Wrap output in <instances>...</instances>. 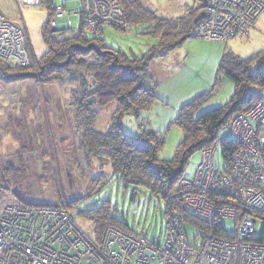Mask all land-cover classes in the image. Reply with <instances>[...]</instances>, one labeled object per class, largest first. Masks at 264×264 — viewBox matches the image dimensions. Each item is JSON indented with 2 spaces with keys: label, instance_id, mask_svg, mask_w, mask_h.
Listing matches in <instances>:
<instances>
[{
  "label": "trees",
  "instance_id": "trees-1",
  "mask_svg": "<svg viewBox=\"0 0 264 264\" xmlns=\"http://www.w3.org/2000/svg\"><path fill=\"white\" fill-rule=\"evenodd\" d=\"M208 1L198 0L196 5L186 7V12L180 16L169 17L157 14L142 0H118L127 29L140 26L141 33L155 39L140 54L129 55L108 46L102 36L86 32L82 13L79 14V27L75 33L57 37L55 34L61 29L54 30L49 25L56 7L52 6L51 0H40L39 3L47 9V17L40 27L46 45L45 52L38 59H31L29 64L22 66L0 60V80L3 83H14L37 76L43 85L51 80H59L60 83L68 80L71 83V96L67 103V116L76 156L81 155L84 159L101 157L104 162H108L111 172L106 181H101L100 186L72 203L60 195L59 200H37L31 198L29 188L22 187L23 176L16 174L17 167L9 159L0 164L2 178L10 176L8 182L0 181V187L12 185L14 195L26 205L68 210L74 207L79 217L92 221V232L96 239L102 236L108 226H112L123 232L143 234L148 240L157 243L164 236L169 219L177 216L182 218L179 227L185 234L189 226L196 230L194 236L201 235L202 230H210L220 237H228L222 218L214 217L210 223L206 222L185 205L184 198L187 195L204 196L215 205H232L238 213L246 210L241 201L203 188H185L182 180H189L193 173L190 177L184 176V168L195 152H200L201 157L204 149H212L213 166L231 177L232 157L239 143L230 132L228 123L234 115L246 114L260 98V89L264 87V49L241 57L224 47L215 83L219 76L230 80L232 95L224 104L206 109L198 115V107L208 97L206 93L195 95L179 107L174 122L182 129L183 135L172 157H159L164 136L159 130L153 129L146 118H135L137 131L134 133L125 132L121 125L125 114L132 112L136 116L154 105L157 99L156 82L149 73L150 61L179 47L186 39L197 36L195 29L198 22L210 15ZM262 13L264 11L252 21L247 33ZM21 91L22 97L24 92ZM20 96L16 99L19 105ZM111 102H115V109L105 128L98 129L94 108L96 105L107 106ZM56 104L58 110L63 112L62 102L58 100ZM25 115L22 114V118ZM20 121L16 120L17 126ZM223 130H226V135L221 134ZM216 153H219L220 159L216 158ZM113 183H121L125 189L130 188V199L137 197L139 192H144L149 201L152 197L156 198L157 204L154 206L161 207V218L165 219L163 231L159 229L157 233L148 234L143 228L137 230L129 225L126 214L117 211L116 204L112 203L107 194ZM105 186L108 188L104 197L100 194Z\"/></svg>",
  "mask_w": 264,
  "mask_h": 264
},
{
  "label": "rangeland",
  "instance_id": "rangeland-1",
  "mask_svg": "<svg viewBox=\"0 0 264 264\" xmlns=\"http://www.w3.org/2000/svg\"><path fill=\"white\" fill-rule=\"evenodd\" d=\"M142 1L157 14L177 17L186 12V7L196 5L198 0ZM51 4L53 7L64 4V14L69 13L71 21L69 28L60 30L55 35L61 37L75 33L79 27V14L76 11L79 1L51 0ZM0 8L3 11L8 10L9 13L4 11L7 17L25 29L30 59H38L46 50L40 32V27L47 17L46 6L42 3H24L22 0H0ZM55 14L54 11L51 19ZM199 25L197 24L195 32ZM84 28L88 33L102 36L108 46L129 55L140 54L155 41L151 36L141 33L140 26L127 29L124 23L117 25L99 21L89 29L84 24ZM225 46L241 57L264 49V13L258 17L247 34H237L227 40L190 37L179 47L151 60L148 69L156 82L157 99L150 109L136 116L132 112L125 114L121 124L123 130L134 133L137 131L135 118H146L149 125L164 136L158 152L159 157L163 159L172 157L183 135L182 129L174 122L179 107L195 95L206 93L208 97L198 107L196 112L198 115L206 109L224 104L232 95L233 86L230 80L219 76L215 83L218 62ZM70 85L68 80L62 83L59 80H51L43 85L37 76L14 83H0V164L12 160L13 165L17 167L16 174L23 176L22 187L29 188L33 199L53 201L55 198L59 200L60 195L72 203L86 197L89 191L100 186L101 181H106L111 172L110 165L101 157L84 159L81 155L76 156L75 142L72 140L73 134L67 116V103L71 96ZM16 89L17 97H11ZM21 90L24 92L22 97ZM19 96L21 105L17 101ZM58 100L63 104V112L58 110L59 106L56 104ZM115 106V102L107 106L96 105L94 110L98 129L105 128ZM22 114H26L24 118ZM16 120H21L19 126L16 125ZM221 134L226 135V130ZM30 139L33 140L32 143ZM216 158L220 159L219 153H216ZM199 159L200 152H195L189 158L184 168V176L192 175ZM52 172L54 174H51ZM0 178L3 183L8 182L10 176L2 178L0 171ZM186 180L184 187L194 188L188 179ZM107 188L102 187L100 195L105 197ZM107 194L112 203L116 204L117 211L124 212L129 225L135 229L143 228L148 234L157 233L159 229L163 231L165 219L161 218V207L154 206L157 204L156 198L152 197L149 201L144 192H139L137 197L130 199V188H123L121 183L118 185L113 183ZM70 209L82 231L92 235V221L79 217L74 207ZM222 222L226 232L231 234L234 229L232 220L224 218ZM186 232L191 240L196 230L187 226Z\"/></svg>",
  "mask_w": 264,
  "mask_h": 264
},
{
  "label": "built area",
  "instance_id": "built-area-1",
  "mask_svg": "<svg viewBox=\"0 0 264 264\" xmlns=\"http://www.w3.org/2000/svg\"><path fill=\"white\" fill-rule=\"evenodd\" d=\"M22 1L37 4L40 0ZM78 1L76 11L82 13L87 29L99 21L124 23L118 0ZM208 4L210 15L196 31L197 36L208 39L247 34L252 21L264 11V0H209ZM55 12L51 28L62 21L71 24L63 6H57ZM27 43L25 29L0 10V60L30 63ZM228 128L239 143L232 157L231 177L213 166V150L204 149L188 181L195 188L234 197L246 210L238 213L232 205H215L199 195L184 198L185 205L206 222L214 217L231 219L234 229L228 237L202 230L190 240L177 216L169 219L157 243L112 226L96 239L82 231L70 210L26 205L8 184L0 187V264H264V87L260 99L246 114L234 115Z\"/></svg>",
  "mask_w": 264,
  "mask_h": 264
},
{
  "label": "crops",
  "instance_id": "crops-1",
  "mask_svg": "<svg viewBox=\"0 0 264 264\" xmlns=\"http://www.w3.org/2000/svg\"><path fill=\"white\" fill-rule=\"evenodd\" d=\"M61 6L64 7V4H61ZM0 10H1V11L3 12V14L7 17V14H6L5 12L9 13L8 10H4L5 12H4L1 8H0ZM68 14H69V13H68ZM68 14H66V15H68ZM69 16H70V14L68 15V19H70ZM7 18H8V17H7ZM8 19H10V18H8ZM10 20H11V19H10ZM16 23H17L18 25H20L18 22H16ZM70 25H71V24H70ZM62 26H65V24L63 23V21L60 22L59 25H58L57 27H62ZM68 27H69V26H68ZM63 29H66V27H63ZM61 30H62V29H61Z\"/></svg>",
  "mask_w": 264,
  "mask_h": 264
},
{
  "label": "water",
  "instance_id": "water-1",
  "mask_svg": "<svg viewBox=\"0 0 264 264\" xmlns=\"http://www.w3.org/2000/svg\"><path fill=\"white\" fill-rule=\"evenodd\" d=\"M63 27H68L67 25H65V26H62V27H55V28H53L54 30H58V29H63Z\"/></svg>",
  "mask_w": 264,
  "mask_h": 264
},
{
  "label": "bare ground",
  "instance_id": "bare-ground-1",
  "mask_svg": "<svg viewBox=\"0 0 264 264\" xmlns=\"http://www.w3.org/2000/svg\"><path fill=\"white\" fill-rule=\"evenodd\" d=\"M201 22H202V21H201ZM201 22H199V23H198V25H199ZM231 121H232V119L229 121V123H228V124H230V122H231Z\"/></svg>",
  "mask_w": 264,
  "mask_h": 264
},
{
  "label": "clouds",
  "instance_id": "clouds-1",
  "mask_svg": "<svg viewBox=\"0 0 264 264\" xmlns=\"http://www.w3.org/2000/svg\"><path fill=\"white\" fill-rule=\"evenodd\" d=\"M78 14H80L79 12H77ZM67 26H69V25H67Z\"/></svg>",
  "mask_w": 264,
  "mask_h": 264
},
{
  "label": "flooded vegetation",
  "instance_id": "flooded-vegetation-1",
  "mask_svg": "<svg viewBox=\"0 0 264 264\" xmlns=\"http://www.w3.org/2000/svg\"><path fill=\"white\" fill-rule=\"evenodd\" d=\"M31 60V59H30Z\"/></svg>",
  "mask_w": 264,
  "mask_h": 264
}]
</instances>
